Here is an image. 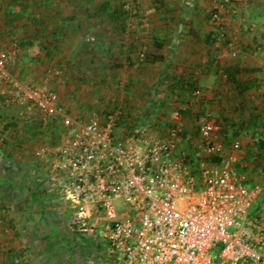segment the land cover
<instances>
[{
  "label": "built area",
  "instance_id": "obj_1",
  "mask_svg": "<svg viewBox=\"0 0 264 264\" xmlns=\"http://www.w3.org/2000/svg\"><path fill=\"white\" fill-rule=\"evenodd\" d=\"M18 51L14 40L0 49V102L63 123V140L42 144L35 154L47 162L49 179L80 228L103 232L108 264H264V219L249 220L261 188L246 185L236 168L238 138L227 145L206 118L185 136L178 110L163 132L144 126L120 137L118 112L73 118L46 82L24 83L10 74L7 63Z\"/></svg>",
  "mask_w": 264,
  "mask_h": 264
},
{
  "label": "crops",
  "instance_id": "obj_2",
  "mask_svg": "<svg viewBox=\"0 0 264 264\" xmlns=\"http://www.w3.org/2000/svg\"><path fill=\"white\" fill-rule=\"evenodd\" d=\"M61 1L62 3L56 4V6H63L64 0ZM15 5L16 2L14 3L13 0H0V49L6 48L12 39L17 40L25 36V32H15L12 29L14 23H7L5 17V12L12 7H17ZM251 8L248 21L259 25L264 23L262 18L264 13L261 10L264 9V0H256L255 6ZM54 12H58V9ZM65 13L63 12L62 15L65 16ZM43 18L51 20L53 16H44ZM18 22L20 23V21ZM262 27H258V33L256 32L252 36L255 48L250 42L242 44L237 51V56L233 58H230L227 49L218 44L220 39L218 35V40L213 46L202 45L201 48L191 46L185 47L183 50L174 47L154 48L149 52L153 54V58L147 61L143 60L142 54L135 55L132 52L120 51L118 53L125 60L120 70L110 68L111 57L106 55L117 53H111L113 49L109 46L104 48L105 50H96L91 46L80 49L77 44L65 47L64 43L69 44L72 41L70 39L74 35L72 31L75 30V26L69 29L70 31L64 32V35L62 34L51 56H47L49 47H53L52 44L55 42V39L49 36L51 30L48 28L44 34L46 38L42 37L44 48L41 52L37 51L34 43L29 46H21L16 59L7 63L6 69L24 83H28V76L35 74L36 71L45 72L39 78L40 84L47 83L48 80L51 82L48 85L58 93V103L73 118H79L82 113H86L100 104L103 106L100 110L104 108L103 116L116 111L119 113V117L123 118V116L129 115L132 118V113H136L138 122L135 129L147 126L151 130L163 132L171 118V114L167 115L168 109L173 106L182 115L185 136H189L196 129L200 120L204 118L216 123L222 132H226L230 124L235 126L243 120L248 121L250 125H256V128L253 127L248 133L243 129H238L239 135L249 134L250 138L248 148L239 151L237 164L242 168L240 172L244 175V183L252 186L260 180L264 182V148L258 152V143L255 145L259 136L264 139V122L257 119L254 123L255 115L264 120V34L260 32V29H264ZM37 40L39 41L40 38L37 37ZM82 55L88 56V67L83 66L84 57L80 58ZM156 55L162 57L156 58L154 57ZM99 56L106 58L104 62L106 66L101 64L102 60ZM129 56L132 61L130 65L126 61ZM225 64H236L250 70L242 77L243 81L250 84L249 88L243 91H239L236 87L229 89L231 84L221 71ZM130 67L132 68L130 69ZM53 69H58L63 76L52 74L50 71ZM30 72L33 73L30 74ZM99 72L103 74L100 75ZM107 73L111 77L113 74L117 75L116 81L120 74L121 79L118 78V83L123 87V90L118 99L108 100L105 104L101 99L103 97L102 87L103 84L111 83L110 79H106L105 74ZM56 77L60 81H57ZM182 81L185 84L186 82L193 84L194 88L180 89ZM131 92L133 96L129 95L132 94ZM10 106H13L12 109H9L10 112L0 109V120H4V123L9 126L6 127L5 124L3 126L8 128V131H3L0 128V135L4 136V132H7L5 138H0V140L4 139L0 142V153L5 156L0 163L5 166L7 164H4V161L7 160L22 161L27 155V151L30 150L31 158L26 159L29 165L35 168H32L34 177L32 176L30 180L33 189L28 190L27 197L31 206L26 209V213L31 215V226L24 229L29 239L23 243L21 239H15V237L12 242L9 241V248L14 246L15 254L22 252L27 254L28 252L25 257L27 260L29 258V264H46L48 256L45 255L47 253L45 249L52 239L45 231L48 229L47 226L52 223L48 216V214H52V211H48L45 207L44 199L47 198V195L38 194L37 184L39 177L48 181V164L35 152L38 148L36 142H42L44 136L49 133V125H54L57 121L45 122V119L34 108ZM35 123L40 125V128H27L28 125ZM32 144L34 146L31 147ZM186 144L189 145L188 142ZM254 216H251L249 212V220L252 221L259 217L258 215ZM255 231L253 229V232ZM17 233L20 231L18 230ZM52 242L57 244L56 240ZM19 245L24 246L23 248L26 250L22 249L21 252L18 248ZM27 248H30L31 251ZM31 253H34V256Z\"/></svg>",
  "mask_w": 264,
  "mask_h": 264
},
{
  "label": "rangeland",
  "instance_id": "obj_3",
  "mask_svg": "<svg viewBox=\"0 0 264 264\" xmlns=\"http://www.w3.org/2000/svg\"><path fill=\"white\" fill-rule=\"evenodd\" d=\"M97 1L99 2L100 0ZM67 2L68 0H64L63 6L58 7L55 5L51 10L41 8L36 2L31 3L29 8L31 12L37 11L42 17L55 16L57 12H54V10L58 9V12L63 14V12L67 13L74 9V3ZM125 3L127 13H125L122 19L124 22L123 26L120 25V21L112 22L108 16L103 15L100 21H98L99 18L97 17L93 19L92 24L83 23L76 27L72 31L74 32V35L70 39L72 41L69 44L64 43V46L77 44L82 49L92 46L94 41L100 39L106 42L105 48L109 46L113 49L111 53H118L119 51L130 52L132 48V53L135 55L139 53L140 55L151 52L155 48L154 41L162 40L161 38H163V46L160 49L174 47L175 49L183 50L185 47H188L186 46L189 43L188 38L180 36L174 39L172 36L175 32L176 15L184 11L182 19H189L194 23L199 20V23L195 24L202 32L218 29L216 30L220 37L218 44L227 49L231 56L230 58H233L237 56V51L242 44H249L250 42L252 43V47L255 48L256 45L253 44L252 36L256 32L258 33V27L263 26L262 28H264V23L259 25L248 21V16L252 10L251 7L255 6L256 0H162V4L165 6L164 13L156 9L153 0H125ZM213 9L217 10L216 13L212 14L210 20L201 22V24L200 21L203 16L209 14ZM261 10L264 13V9ZM262 18L264 19V16ZM263 30L260 29V32L264 34ZM192 46L201 48L202 42H196ZM87 51L86 54L88 55ZM87 55L80 57H84L83 66H87L89 60ZM110 55L106 56L112 57L114 54ZM99 58L102 60L101 64L106 66L104 63L106 58L101 56ZM33 72H30V74ZM43 73L45 72L36 71L35 74L33 73L28 76L27 82L29 84H40L41 80L39 78ZM99 73L100 75L103 74L102 72ZM108 74H105V76L106 79L111 80V83L107 85L103 84L102 87L103 97L101 99L105 104L108 100L118 99L123 90V87L118 83L119 79H121L120 74H118L119 79L117 78V81L115 79L117 75L113 74L114 76L112 75L111 77ZM62 76L61 73L60 77ZM57 81H60V79L58 78ZM47 84L50 85L51 82L48 80ZM4 95L2 93V97ZM129 95L133 96V93ZM109 106H112L111 103ZM12 107L0 102V109L4 110V112H10L9 109H12ZM102 107L98 104V107L82 113V116L76 119H85L92 112H96L103 117L105 113L103 112L104 108L100 110ZM229 109H231V106H229ZM176 110L173 106L170 107L167 115L172 114ZM229 111L231 112V110ZM135 115L136 113H132V118L129 115L123 116V118L119 117L120 119L118 118L120 120L118 124L120 137H130L132 135L138 122V118ZM27 120L29 121V119ZM4 124V120H0V128L3 131H8V128L3 127ZM30 127L40 128V125L35 123L28 125L27 128ZM64 129L63 123L59 120L54 125L50 124L48 127L49 133L44 136L45 138L42 142H38L39 145L36 142L37 147L44 143L49 145L60 143L64 138ZM5 134L7 132H4V136L0 135V138H5ZM249 138V134L242 133V135H239L238 139L242 143V150L248 148ZM3 140H0V142ZM187 142L189 143V141ZM184 146H187V144L185 143ZM31 154V151L28 150L27 155L24 156L22 161L7 160L4 161V164H7L5 166L0 163V202H3V207L0 208V264H29V258L27 257V260L25 257L28 252L27 254L22 252V249L23 251L26 250L23 248L24 246L19 245L20 247L18 248L22 253L15 254L13 252L15 247L11 246L9 248V241L12 242L13 238L16 237L15 239H21V242L24 243V241L29 239L24 229L31 226V215L26 213V209L31 206L30 200L27 197L28 190L33 189L30 180L33 176L32 168H35L31 167L26 159H30ZM4 157L0 153V162L3 161ZM255 174L257 175L258 173ZM257 183L261 191L250 209L254 210L258 206L255 212L260 218L264 219V182L260 180ZM246 185L249 184L246 183ZM37 192L38 194L43 193L47 195V198L44 199L45 207L48 211H52V214H48L52 223L47 226L48 229L45 232L50 235L52 241L56 240L57 242L55 244L50 241L48 247L45 249L47 251L45 255L48 256L46 264H108L107 243L103 232L98 228H87L85 230L80 228L73 209L63 199L52 180L48 179L47 181V179L39 177ZM120 204V201L116 202V209L120 208ZM18 230L20 233H17ZM27 249L31 251L30 248ZM218 253V247L211 249L213 263L217 262ZM31 254L34 256V253Z\"/></svg>",
  "mask_w": 264,
  "mask_h": 264
},
{
  "label": "trees",
  "instance_id": "obj_4",
  "mask_svg": "<svg viewBox=\"0 0 264 264\" xmlns=\"http://www.w3.org/2000/svg\"><path fill=\"white\" fill-rule=\"evenodd\" d=\"M14 3L16 2L17 7H12L9 10L5 12V17L7 19V23L13 22L14 26H12L13 30L25 32V36L21 39H12L11 41H16L18 46H25V45H32L35 44V47L37 51L41 52V50L44 48L42 37L46 33L47 29L49 28L51 32L49 33V36H52L55 39V42H53L52 46L49 47V50L47 51V56H51L52 52L57 46V41L60 37H62V34L64 32L70 31L69 29H72L74 26L78 27L79 25L84 24H92L93 19L99 18L98 21H100L103 17V15L108 16L112 22L120 21V25L123 26V17L125 16V13H127V9L125 8V0H100L99 2L97 0H68L67 3H74V9L70 12L65 13V16L62 15V13L57 12V15L53 16L51 20L44 19L41 14H39L37 11L31 12L29 8V3H37L38 6L41 8L46 9H52L54 5L62 3L61 0H13ZM154 6L158 11H161L164 13L165 6L162 4V0H153ZM29 2V3H28ZM98 2V3H97ZM216 9H213L209 14H206L203 16L201 22L210 20L212 17V14L216 13ZM184 14V11L181 12V14L176 15L177 20L176 26L174 29V35L172 36L174 39L179 38L180 36L184 38H188L189 43L186 45L188 47H191L194 43L201 41L202 45L204 46H213L214 43L218 40V29L213 30H207L202 32L198 27H196L195 23L192 20H183L182 15ZM61 16V17H59ZM49 17V16H48ZM20 21V23L18 22ZM17 22V23H16ZM202 24V23H201ZM64 35V34H63ZM37 37L40 38V40H37ZM46 37L44 36L43 39ZM163 40V38H161ZM162 40H155V48H161ZM174 42V41H173ZM172 42V45H173ZM105 41L104 40H96L93 42V45L91 48H94L96 50L104 49L105 48ZM133 49L131 48L132 52ZM120 52V51H119ZM141 55V54H140ZM144 61L151 60L153 58L152 53H146L141 55ZM38 57V56H37ZM156 58H161L162 56L156 55L154 56ZM127 63L130 65L132 64L131 56L127 57L126 59ZM125 60L120 56V53L114 54L111 57L110 60V68L113 70H120V68L123 66V63ZM222 73L226 80L231 84L229 85V89H232L233 87H236L239 91L246 90L249 88L250 84L242 80V77L244 74H247L250 72L246 67L238 66L236 64H225L222 66ZM178 81H181V79H178ZM178 84V83H177ZM194 88L193 84L182 81V85L180 86V89H190ZM229 103V102H228ZM231 103V102H230ZM243 106V105H242ZM120 119V118H119ZM259 119L260 121L264 122L263 119L258 118L257 115H255L254 123L256 120ZM120 121V120H118ZM234 123V122H233ZM6 127L8 124H5ZM248 121H241L238 123V125L230 124L228 125V129H226V132H222L224 142L228 145L231 143L232 140L239 138V131L238 129H243L246 131V133L249 132L253 127ZM198 126H196L197 128ZM263 127V126H262ZM197 129L194 130V134L196 133ZM258 143L257 150L258 152L261 151V149L264 148V139L262 136H259L257 139ZM188 148H191V145L189 144L187 146ZM208 160V159H207ZM214 160V158H209V161ZM192 169H196L198 167V160L192 159ZM237 170L240 172L242 170L241 166L239 164H236ZM3 203V202H2ZM2 203L0 202V208L3 207ZM258 207V206H257ZM256 207V208H257ZM256 208L254 210L250 209V215L254 216L257 215L255 212ZM220 249V246H217Z\"/></svg>",
  "mask_w": 264,
  "mask_h": 264
}]
</instances>
